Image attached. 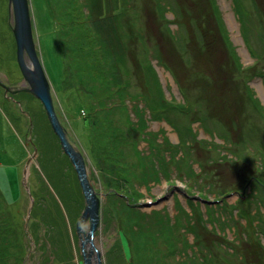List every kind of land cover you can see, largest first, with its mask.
<instances>
[{
	"label": "rangeland",
	"instance_id": "374dc122",
	"mask_svg": "<svg viewBox=\"0 0 264 264\" xmlns=\"http://www.w3.org/2000/svg\"><path fill=\"white\" fill-rule=\"evenodd\" d=\"M64 1L28 0L35 24V56L49 82V113L27 80L22 81L17 67L9 64L16 55L15 40L8 27V0H0V77L14 85L11 92H5L3 85L0 88V239L7 241H0V251L4 252L0 261L6 259L0 264H84L81 245L85 250L89 245L83 241L91 217L81 222L79 233L71 228L69 219L82 211L83 205H79L84 200L78 171L60 135L82 156L86 180L99 197V219L92 239L100 264H264V205L257 204L255 213L244 214L247 219L229 210V204L235 208L241 201L233 204L237 191H245L246 185L255 201L264 197V0H151L179 19L182 5L190 43L180 20L175 27L169 24L165 29L169 38L159 32L162 20L148 7V0L129 2L133 8L130 4L125 7L119 19L113 13L120 9V0L112 4L68 0L65 21L54 14ZM185 8L200 10L195 20L188 18ZM141 9L149 14L145 25L151 39L125 30L133 18L140 17L141 22ZM202 9L218 28L212 34L218 42H206L204 55L193 49L199 39L192 36V27L209 35L200 15ZM140 26L137 31L142 35L145 26ZM78 31L82 38L77 39ZM116 50L120 54L111 56ZM94 54L97 59L91 57ZM104 60L110 66L111 62L126 66L135 78L128 81L124 75L123 81L109 75L108 82L118 94L125 84L127 99L117 104L116 94V107L96 116L89 106H80V101L89 100L92 90L85 88L87 97L79 100L77 80L82 76V86L96 87L100 93L103 85L96 76ZM73 69L74 77L66 74ZM143 71L151 80L156 75L164 99L160 88L147 84L149 79L142 82L136 78ZM109 72L110 68L103 76ZM174 77L180 86L171 82ZM191 77L195 80L187 82ZM195 82L201 87L187 94L184 87ZM147 87L156 93L148 96L150 102L145 98L141 102L150 113L135 111L130 100ZM197 94L202 96L200 101ZM181 97V106H186L183 109L163 105L165 98L175 102ZM156 104L166 106L168 112H156ZM51 115L61 128L53 125ZM150 148L166 152L168 157L179 150V172L170 164L167 180L162 175L160 181L147 184L140 173L149 165H139L136 154L152 157ZM173 175L177 177L170 183ZM105 176L110 177L106 183ZM251 176L260 182L255 180L249 186ZM184 178L185 197L191 202L193 196L194 202L180 206L173 203L167 184L176 186ZM163 194L167 199L151 205ZM173 197L185 203L183 193L180 197L176 192ZM69 199L77 203L70 216ZM30 201L36 204L34 212L27 211ZM161 204L167 212H159L157 220L162 224L155 232L156 239L151 238L147 245L134 237L138 222L130 216L145 215ZM243 205L240 202V211L245 213ZM54 229L61 231L52 232Z\"/></svg>",
	"mask_w": 264,
	"mask_h": 264
},
{
	"label": "bare ground",
	"instance_id": "6f19581e",
	"mask_svg": "<svg viewBox=\"0 0 264 264\" xmlns=\"http://www.w3.org/2000/svg\"><path fill=\"white\" fill-rule=\"evenodd\" d=\"M67 1L68 0H66V1H64L63 3H61L60 5H59V7H58V10H54V14H56V15H58V17L62 20H66L65 19V17H66V13H67V10H68V4H67ZM100 2H104L105 4H108V3H110V4H112L114 1L113 0H99ZM148 1H150L151 2V4H147L148 5V7L149 8H151L152 9V11L155 13V16L156 17H158L160 20H162V26L163 27H159V32H161L162 34H163V36H165V37H167V38H169L168 36H167V30H165L166 28H169V24L172 26V27H175L176 26V22L178 21V20H180L179 22H181L182 24H184L185 26L182 28L184 31H185V34H186V36H187V33H188V29H186L187 27H186V21L184 20L185 18H183V17H185L184 16V13H183V8H182V5H180V9H179V14H180V19H179V17H178V15L176 16L174 13H171L172 11H170V9H167V8H165V7H161V8H159L158 6H155L154 4H153V2L151 1V0H148ZM120 2H121V7H120V9L118 10V11H116V12H114L113 14L114 15H116L117 16V19H119L120 17H122L124 14H125V11L124 10H126L125 9V7H129V2H133V0H120ZM120 2H118L117 3V5H119L120 4ZM177 2L178 3H180V1L179 0H177ZM134 3V2H133ZM131 5V4H130ZM132 6V8H133V6L134 5H131ZM142 6V9H143V5H141ZM213 7V9H215L216 8V6H214V5H212L211 6V8ZM113 9V8H112ZM141 9V10H142ZM184 12H186L187 14H188V18L189 19H191V20H195V18L194 17H196V15L200 12V10H197V11H193V10H191V9H189V8H185V10H184ZM172 14V16H170L169 14ZM66 14V15H65ZM148 13L147 12H145V13H143V10H142V15H141V22H140V17L139 18H133L134 20V22H133V24H130L127 28H125V30H131V31H133L135 34H136V36H141V38L142 39H144V40H146V37L147 38H149V39H151L152 38V35H150V34H148L147 32H148V28H147V26L145 25V23L146 22H148ZM200 15L201 16H203L204 17V20H205V25L207 26L206 28H208V31H209V35H208V37L206 36V35H204V34H202L201 32H200V30L198 29V28H196V27H192V30H193V33H192V36L194 37V39L196 38V39H199V42H196L197 44H198V46L196 45L193 49H196L197 50V53L198 52H202L203 50H204V48H206L207 46H206V42H208V43H210V42H212V44H214V43H216V42H218L215 38H213V33L215 32V30H217V32H218V28L217 27H214L213 26V23H212V20H210L207 16V14H206V11L205 10H203L202 9V11H201V13H200ZM9 17L11 18V15H9ZM67 18V17H66ZM214 20V19H213ZM215 20H216V23H218V18L216 17L215 18ZM9 23V22H8ZM33 25H35L34 24V21H33V19H32V17H31V34H32V36H33V32H34V30H33ZM140 25H142L143 27H144V34H143V32H142V35L139 33V31H137V29L139 28H141V26ZM11 26V24L9 23V26L8 27H10ZM190 28V27H189ZM10 29H11V27H10ZM226 36V35H225ZM188 37V36H187ZM191 36H189L187 39H188V43H190V41H191V39H189ZM34 36H33V41H34V45L36 44L35 43V40H34ZM14 40H16V36L14 37ZM221 40V39H220ZM130 43V42H129ZM129 43H128V47H129ZM15 44V43H14ZM169 44H173L172 43V41H170L169 42ZM171 47L175 50L176 49V47L175 46H172L171 45ZM17 47H16V44H15V46H14V49H16ZM190 51L191 50H189V53H190ZM205 53H204V51H203V55H204ZM100 55V54H99ZM162 55V54H161ZM163 56V55H162ZM191 56V55H190ZM22 58H24V59H17V55H15L13 58H12V60L10 61V66L12 65L13 66V68H16L17 67V69H18V71L20 72V75H21V79H22V81L23 82H25L26 81V77H25V74H26V72H25V70H30V71H33L35 68L34 67H36V64H35V62L29 57H27V54L24 52L23 53V57ZM163 58H164V60L166 59V57L165 56H163ZM40 60V59H39ZM192 60V59H191ZM193 61V60H192ZM192 61L189 63V65H188V67H190V65L192 64ZM25 63V64H24ZM40 63L42 64V62H41V60H40ZM167 63H168V65L172 68V65L169 63V61H167ZM25 68H27V69H25ZM125 71H127L126 73H124V75H127L128 77H129V79H128V81H132L133 80V78H135V76H132V74H134V71H131V70H127V67L126 66H123L122 67ZM173 69V68H172ZM173 70H175V69H173ZM135 75V74H134ZM136 78L138 79H140V80H142V82L143 81H147V79H146V77H145V73L143 74H141L140 76H136ZM192 78H194V77H191L190 79H187V82H193V80H195V78L194 79H192ZM22 82V83H23ZM170 82V81H169ZM171 82H174L176 85H179L178 83H177V81L175 82V77H174V79L171 81ZM16 83V82H15ZM5 85V84H7V85H9V83H8V79H2L1 77H0V88L2 89V85ZM147 84H149L150 86H152V87H159L160 89H161V91L159 92V95H162V99H164V91H163V89L161 88V84H158V86H156V85H154V84H151V83H147ZM14 85H12L11 87H6V88H4V90H5V92H11L12 90L11 89H13L12 87H13ZM15 86H17V87H19L18 85H15ZM164 86V88L166 87L165 85H163ZM180 86V85H179ZM192 86V87H191ZM201 87V85H200V83L199 82H195L193 85H191V84H189V85H187L186 84V87H184V89H185V92L187 93V94H190L191 93V90L192 89H197V87ZM177 88H178V86H176ZM189 87H191V88H189ZM204 88V87H203ZM166 89V88H165ZM123 90H124V93H126L127 94V91H126V89H125V84L123 85ZM77 94V93H76ZM156 93H151L150 92V89L147 87V90L146 91H142V92H140L139 93V95L138 94H135V97L134 98H132L130 101L132 102V104L131 105H133V107H134V109H135V111H147L148 113H150V111L147 109V107L143 104H141V102H143V99L145 98V100H147L148 102H150V99H149V95H155ZM78 95V94H77ZM202 96H201V94H197V98H196V100L197 101H200V98H201ZM172 98V97H171ZM127 99V98H126ZM180 99V98H179ZM123 101V97L121 98V100H119L118 102H117V104L118 103H120V102H122ZM165 102L163 103V105H165V103H167V104H169V105H171L172 107H173V109H175V110H180V109H183L184 107H186V106H181V104L180 103H182V97H181V99H180V101H178V100H175V102H173V101H171V102H169L168 101V98H165V100H164ZM173 102V103H172ZM163 105H160V104H156L155 105V107H157L158 109L156 110V108H153L156 112L158 111V112H164V113H167L168 112V109H166V106H163ZM143 106H144V108H145V110L143 109ZM113 110V109H112ZM172 115V114H171ZM176 121H178V118H177V115L175 116V118H174ZM179 124V123H178ZM217 138H220V139H224V137H221V136H217ZM148 151L150 152V154H152V157H149V156H147L146 158H144L145 159V161H147L148 162V164H150V165H153L154 167H160L159 168V170H158V172H159V181L161 180V177L160 176H162V175H164V177H165V179L167 180L168 179V173H171V171L170 170H172L171 169V167L169 166L170 164H172L171 166H173V168H174V170L176 171V169H177V171L179 172V168H177V162H178V160L179 159H181L182 158V155L181 154H178V151L179 150H177L176 151V153L175 154H173L174 155V157H171V156H167V153L165 152L164 154H163V152H158V151H156V150H154L153 148H150V149H148ZM168 172V173H167ZM179 175V174H178ZM174 177L171 179L170 178V183L171 182H174L173 180L177 177V176H175V175H173ZM102 177V176H101ZM109 177H106L105 176V178L103 179V178H101V180L103 179L104 180V182L106 183V182H108L109 181V179H108ZM79 179V178H78ZM180 181H181V183H178L177 182V185L176 186H173L172 184L170 185V184H167V186L170 188V190L168 191V193L171 195V197H172V199H173V203L174 204H178V205H180V206H187V205H189L191 202L193 203L194 202V200H193V196H191L192 197V201L191 202H188V200H187V197H185L186 196V194L184 193L185 192V188H184V186L186 185V182H185V180H186V178H184V180H182V179H179ZM190 180V179H189ZM186 187V186H185ZM81 192H82V189H81ZM176 192H178V193H180V197H181V194L183 193V196L185 197V203H182L181 202V199H179L178 197H173V194L174 193H176ZM166 194H167V191H166ZM29 196H30V194H29ZM82 196H83V200L85 201V198H84V195H83V192H82ZM166 197V195H161V197H159V198H156L154 201H150L152 204L151 205H156V204H158L159 202H161L162 200H165V199H167V198H165ZM219 199H222V198H219ZM83 201V207H84V202ZM69 204H68V209H69V212L67 213V215L69 214V216L70 215H72L71 214V212H72V209L74 208V207H76L77 206V203H75V202H73L72 200H70L69 199ZM149 203V202H148ZM260 205V204H259ZM38 207V206H37ZM35 209H36V204H34L33 202H31L30 201V206L27 208V211L28 212H34L35 211ZM161 209V210H160ZM82 210H83V208H82ZM160 211H164V212H167L166 211V208H165V205L163 206V204H161L160 205V208H158V209H153V210H151L150 212H148V213H145V215H141V217L143 218L144 216H146V218L148 219V220H153V219H155L157 216H158V214H159V212ZM80 212H81V210H79L78 211V215L76 216V218H75V216H73V217H71L70 219H69V223H71V228H75L76 229V225L78 224V218L80 217ZM237 212H240V211H237ZM6 216H7V214H5ZM8 217V216H7ZM9 218V217H8ZM57 221V220H56ZM58 222V221H57ZM35 223V222H34ZM43 224V223H42ZM35 225H36V223H35ZM67 225H68V222H67ZM55 231H57L56 229H54L52 232H55ZM58 231H61L60 229H58ZM57 231V232H58ZM256 233H257V231H256ZM258 234V233H257ZM245 237V236H244ZM254 242H255V237H253V244H254ZM89 246V245H88ZM258 246H259V244H258ZM260 247H261V245H260ZM84 262V261H83ZM258 264H262V261H259V263Z\"/></svg>",
	"mask_w": 264,
	"mask_h": 264
},
{
	"label": "water",
	"instance_id": "95a60500",
	"mask_svg": "<svg viewBox=\"0 0 264 264\" xmlns=\"http://www.w3.org/2000/svg\"><path fill=\"white\" fill-rule=\"evenodd\" d=\"M28 0H8L9 15H11V29L14 37L16 36V55L17 59H24L23 53L27 54V57L31 58L36 67L33 71L25 70L26 80L28 82L29 89L32 90L37 96H40V99L43 100V104L49 113H51L52 103L50 101L49 95V82L41 67V63L36 58V46L33 44V36L31 34V11L28 5ZM25 64V63H24ZM3 86L10 87L11 85L3 84ZM51 120L53 125L56 128H61V125L58 123L57 119L51 115ZM62 140V146H64L66 152L70 155L71 160L73 161L74 168L78 171L79 181H81L82 192L85 198V203L83 210L81 211L80 217L78 218V224L76 225L77 233L80 232L81 222L86 220L87 216H90L89 228L85 236L83 243L89 241V246L84 249L82 247V255L84 264H100V253L95 244L93 243L92 235L93 231L98 223L99 213H98V196L91 191L90 184L86 177V166L82 156L74 150V146L67 140L63 135H60Z\"/></svg>",
	"mask_w": 264,
	"mask_h": 264
},
{
	"label": "trees",
	"instance_id": "16d2710c",
	"mask_svg": "<svg viewBox=\"0 0 264 264\" xmlns=\"http://www.w3.org/2000/svg\"><path fill=\"white\" fill-rule=\"evenodd\" d=\"M61 4V2H59ZM80 32H76L77 34V39L80 37L82 38V35L79 34ZM79 34V36H78ZM80 42V41H79ZM119 50H116L114 52H111V56H114L116 54H120ZM69 54V53H68ZM72 53L69 54V60L72 59ZM94 57V59H97V55L94 54V55H91V57ZM81 57V56H79ZM65 58V56H64ZM82 58V57H81ZM84 59H88V58H84ZM101 62V61H99ZM107 60L105 61H102L101 64H103V66H101V72L98 74L99 76H96V81L99 82V81H102V87L103 90L99 93L98 90H96V87H93L92 88H89V87H84L82 85L85 84L84 82V79L82 78V76H80L77 80V84H79L80 86V91L77 92V94L79 95L78 98L79 100L81 99L80 96H84V97H87V94L86 92L83 93V90L86 88V89H90L92 90V93L89 97V100H85V101H80L81 103V107H85L86 109H88L90 107V112L93 113L94 115L98 116L101 115L100 113H104V112H111L112 109H114V99L116 98V96L118 95L119 97V100H121V98L123 97V101L125 103L126 101V95H124V90L122 88L123 91H121L120 94L117 93V90L114 88V85L112 83H109L108 82V78H109V75H112L114 78L117 77V78H120L124 81V74H123V71H122V67H120L118 64L116 65L115 62H111V64H113L112 66H110L109 64H107ZM96 68H98V66H96ZM110 68V70L112 72H109V74L103 76V74H106V70ZM93 69H95L93 67ZM144 73V71H143ZM67 75H70L72 77H74V75H76V69H73V70H70L69 72L66 73ZM104 77L103 79L101 77ZM146 79L148 80L149 79V83L151 84H154L156 86H158L159 82L156 78V75L154 76L153 80H151L149 77H147L145 75ZM71 81V80H70ZM74 81L76 82V80L74 79ZM146 81V80H145ZM105 82V83H104ZM73 88V87H72ZM74 89V88H73ZM159 89V87H158ZM161 91V89H159ZM159 91V92H160ZM94 93V95H93ZM117 94V95H116ZM101 97H99V96ZM162 96V95H160ZM161 98V97H160ZM89 106V107H88ZM100 112V113H99ZM136 160L139 161V165H142L143 163L145 164H148L147 161H145L144 157H141L140 155H137L136 154ZM149 167L147 166L146 169L142 170V172L140 173V175H142V178L145 180V182H147V184H149L150 182L154 181V182H157L159 180V172H158V167H154L153 165H150L148 164ZM109 177V176H108ZM110 178V177H109ZM108 178V179H109ZM110 180V179H109ZM79 187V186H78ZM1 195V193H0ZM2 196V195H1ZM4 199V197H2ZM107 195H106V199H107ZM257 201V200H256ZM256 201L254 200V202L256 203ZM238 203L236 204V207L235 208H239L240 207V202L241 201H237ZM235 205V203H233ZM259 204H262L264 205V197L262 198V200L259 202ZM80 206H82V203H80L79 205V208ZM233 208V205H230L229 204V210L230 209H235ZM243 210H245V213H242L241 211L238 212V214L236 215H239L241 217H244V218H248L249 216L248 215H244L246 213L249 212V210L246 209V207H243ZM79 214V213H78ZM77 214V215H78ZM46 215V214H45ZM44 215V216H45ZM76 215V216H77ZM144 215V214H142ZM168 216V215H167ZM160 215L158 214V216L155 218V219H151V220H148L146 218V216H144L143 218L138 215V214H135V215H131L130 216V219H132L134 222H138L137 223V230L136 232H134V237L135 238H142V241L144 243H146L148 245V241L152 238V240L154 241L157 237V235L155 234V232L158 231V227L162 224V220L161 219H158ZM223 220V219H222ZM1 223V222H0ZM46 224V222H44ZM43 223V224H44ZM226 224V223H225ZM52 229H53V226H50ZM49 230V229H48ZM145 237H147L145 239ZM0 241H3L5 244H6V238L5 239H0ZM51 243H55L54 241H50ZM0 253H4L3 251H0ZM6 259L4 257L1 258V261H5ZM0 261V262H1Z\"/></svg>",
	"mask_w": 264,
	"mask_h": 264
},
{
	"label": "flooded vegetation",
	"instance_id": "af4514ba",
	"mask_svg": "<svg viewBox=\"0 0 264 264\" xmlns=\"http://www.w3.org/2000/svg\"><path fill=\"white\" fill-rule=\"evenodd\" d=\"M258 181V182H260V179H258V178H256V177H254V176H251V177H249V180H248V184H249V186H251L252 185V182H254V181ZM247 187L246 188H248V185H246ZM245 188V191H244V189H242L241 190V192H239V191H237L238 193H236L238 196H237V198L235 199V201H234V203L237 201V199H239V200H241V202L244 204L243 206L244 207H247L246 209L247 210H249V211H252L251 213H255V211H256V208H254L255 207V205H257V204H259V202L261 201L260 200V198L259 199H257V201H256V203L254 202V196L249 192V191H247V189ZM227 196V195H226ZM225 196V197H226ZM220 200H222V199H220ZM244 201V202H243ZM253 208L255 209V210H253ZM235 212L236 211H240V207L239 208H235V209H233ZM262 212H263V210H262ZM229 220V219H228ZM230 221V220H229ZM246 259V258H245Z\"/></svg>",
	"mask_w": 264,
	"mask_h": 264
}]
</instances>
